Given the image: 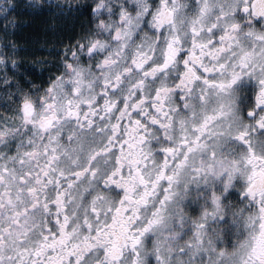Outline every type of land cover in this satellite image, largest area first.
<instances>
[{"label":"clouds","instance_id":"9594fccd","mask_svg":"<svg viewBox=\"0 0 264 264\" xmlns=\"http://www.w3.org/2000/svg\"><path fill=\"white\" fill-rule=\"evenodd\" d=\"M252 4L0 0V264H254Z\"/></svg>","mask_w":264,"mask_h":264},{"label":"snow or ice","instance_id":"6c2138e0","mask_svg":"<svg viewBox=\"0 0 264 264\" xmlns=\"http://www.w3.org/2000/svg\"><path fill=\"white\" fill-rule=\"evenodd\" d=\"M252 9L254 12L260 15H264V0H253ZM249 191H251V188L249 189ZM70 235H71L70 233H64L66 239L62 241V243H66L67 239H70ZM45 239H47V237H45ZM137 242L138 240H133L134 244ZM49 247H52V245H49ZM250 255L254 261V264H264V239L261 238L257 239V241L252 246ZM57 264H63V261L59 260L57 261Z\"/></svg>","mask_w":264,"mask_h":264}]
</instances>
